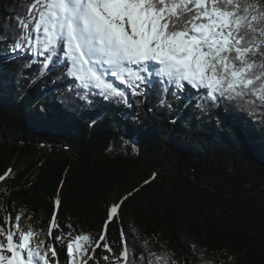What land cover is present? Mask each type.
Masks as SVG:
<instances>
[{"label": "trees", "instance_id": "trees-1", "mask_svg": "<svg viewBox=\"0 0 264 264\" xmlns=\"http://www.w3.org/2000/svg\"><path fill=\"white\" fill-rule=\"evenodd\" d=\"M25 2L0 0V176L12 170L0 204L47 230L59 198L61 225L98 236L108 206L132 193L108 227L116 253L123 227L137 256L146 239L179 264H201V250L214 264H264V114L158 89H129L127 105L78 96L62 67L41 74L11 52Z\"/></svg>", "mask_w": 264, "mask_h": 264}, {"label": "snow or ice", "instance_id": "snow-or-ice-1", "mask_svg": "<svg viewBox=\"0 0 264 264\" xmlns=\"http://www.w3.org/2000/svg\"><path fill=\"white\" fill-rule=\"evenodd\" d=\"M21 7L11 52L27 56L26 66L39 60L41 74L62 67L78 96L127 105L129 89L135 96L158 89L162 96L195 95L201 110L227 102L264 114V0H26ZM128 196L108 206L98 236L61 225L59 198L47 230L27 208L13 216L8 203L0 204V264H179L146 239L137 256L123 227L121 251H114L108 227L122 225ZM200 258L214 264L204 250Z\"/></svg>", "mask_w": 264, "mask_h": 264}, {"label": "rangeland", "instance_id": "rangeland-1", "mask_svg": "<svg viewBox=\"0 0 264 264\" xmlns=\"http://www.w3.org/2000/svg\"><path fill=\"white\" fill-rule=\"evenodd\" d=\"M3 56H4V55H3ZM71 82H72V81H71ZM64 84H65V86H69L71 83H70V81L64 80ZM179 95H180V96H183L184 93H179ZM194 96H195V95H194ZM2 187H3V185H0V189H1ZM0 214H1V213H0ZM89 264H93V262L90 261ZM100 264H104V261L101 260V261H100Z\"/></svg>", "mask_w": 264, "mask_h": 264}, {"label": "bare ground", "instance_id": "bare-ground-1", "mask_svg": "<svg viewBox=\"0 0 264 264\" xmlns=\"http://www.w3.org/2000/svg\"><path fill=\"white\" fill-rule=\"evenodd\" d=\"M182 97H184V96H182ZM189 99V98H188Z\"/></svg>", "mask_w": 264, "mask_h": 264}]
</instances>
